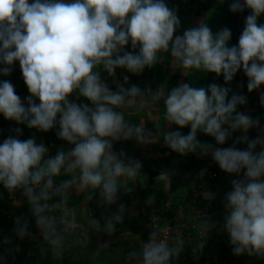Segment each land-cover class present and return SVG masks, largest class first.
<instances>
[{"label":"clouds","instance_id":"1","mask_svg":"<svg viewBox=\"0 0 264 264\" xmlns=\"http://www.w3.org/2000/svg\"><path fill=\"white\" fill-rule=\"evenodd\" d=\"M245 10L249 15L238 44L229 47L231 31L225 28L214 36L206 21L174 37L181 21L164 0H0V65H4L0 74L10 75L18 61L30 93L22 102L11 82H0V114L42 132L58 128L57 137L74 146L45 159L49 149L34 139H18L19 128L17 137L0 143V184L9 194L20 191L26 199L47 246L42 251L50 252L53 261L63 260L68 248L83 243L79 233L84 225L76 222L70 205L73 190L87 193V200L98 191V204L112 205L121 188L131 192L128 185L140 180L142 162L126 159L123 151L115 152L113 143L132 139L141 145L156 143L157 136L143 123L126 120L123 110L139 111L161 99L166 128L190 126L187 135L164 131V145L181 156L210 154L223 172L239 177L232 180V191L225 197L228 214L223 230L230 237L233 254L264 258V130L249 139L247 133L259 128V121L237 112L247 97L233 94L229 100L230 89L215 83L207 90L182 83L167 95L162 87L153 91L135 84L129 88L117 84L112 91L101 78V70L114 77L117 68L140 75L170 54L185 75L193 69L215 73L228 84L242 70L248 92L259 91L264 85V24L258 21L264 15V0H233L230 4L232 13ZM129 44L131 52L125 50ZM74 93L91 106L70 101ZM259 99L264 106V92ZM198 132L213 137L217 145L235 132L243 135L232 147L221 148L201 143ZM238 143L247 148L237 149ZM156 182L169 190L170 173L161 171ZM54 198L58 200L53 202ZM146 203L151 205L154 199ZM124 213L121 204L103 230L113 233ZM91 223L100 230L98 221L91 219ZM192 224L198 231L193 237L195 256L202 252L215 224L203 215ZM16 225L20 239L30 235L26 220L17 217ZM185 244L182 233L171 236L164 231L162 236L161 225L155 222L148 242L128 255L139 258V264H172Z\"/></svg>","mask_w":264,"mask_h":264},{"label":"crops","instance_id":"2","mask_svg":"<svg viewBox=\"0 0 264 264\" xmlns=\"http://www.w3.org/2000/svg\"><path fill=\"white\" fill-rule=\"evenodd\" d=\"M164 2L170 9L176 7L177 15L181 21L180 29L174 33V37L183 35L185 30L190 29L187 26L190 20H194L196 23L203 19L204 9L212 12V18H209L207 25L219 19L220 10L216 8L219 5V0H195L193 2L164 0ZM232 2L233 0H223L220 4L230 6ZM192 3L197 4L198 8L200 7V12L192 9L190 13H187L186 4L190 6ZM240 14L245 15L241 17L238 14L237 20L246 19L249 11L245 10L244 13ZM258 23L264 24V15H261ZM125 50L133 51L130 44L125 47ZM16 67H19V75H16V71L13 69ZM125 76L128 77L127 83L124 82ZM101 78L112 91L117 90V84H122L125 88L135 84L141 89L150 88L153 91L162 87L165 95H167L174 87L185 83L188 77L179 66L171 61L169 54L165 56L162 62L156 63L150 69L146 68L140 75H134L125 69L117 68L114 77H110L101 70ZM3 81L11 82L15 93L20 96L22 102L26 101L30 93L24 83L19 64L12 66L10 75L0 77V82ZM247 82V77L243 71H240L237 77L232 82L225 83L224 87L230 89L227 97L229 100L233 94L247 97L246 104L237 106V112L250 115L254 120L259 121V128L250 129L247 133L251 140L255 139L261 130H264V106L261 105L259 99L260 92H264V85L261 86L259 91L249 93ZM70 101L91 106L89 101L75 93L70 97ZM25 106H27L26 103ZM123 111L126 120H131L137 124L143 123L154 136H157L158 141L148 145H141L134 139L113 143L115 152L123 151L126 154V159L134 158L142 162L141 174L138 177L140 180L128 185L133 189L131 192H126L121 188L116 203L99 205L98 191L92 194L91 200H87V193L81 194L74 190L71 192L70 205L75 209L76 222L84 225L83 230L79 233L83 243L73 244L68 248L65 256L68 260L74 259L80 261L81 264H139V258H129L128 254L132 251H138L142 242H148L150 233L153 230V218L159 215L161 229L171 225L173 227L172 236L182 233L186 241L184 251L172 264H177V262L178 264H187L188 261L195 263V260L201 261L202 258L198 257L199 254L195 256L193 254V247L195 246L193 237L198 235V231L193 227L192 221L198 215L200 218H202V215L208 217L209 223L215 224V227L209 230L206 239H216L215 242L218 245L223 242L227 243L230 237L223 230L224 217L228 214L225 209V197L227 193L232 191V180L239 177L235 174H230L227 177L226 173L213 161L210 154L205 157L193 153L181 156L164 145V131H180L183 135H187L190 126L179 128L173 124L166 128V121L163 119V99L156 105L150 101L148 106L139 111L132 108ZM154 123H159L160 128L158 129ZM17 128L21 129V134L18 137L15 131ZM46 133L37 129H30L26 124H17L15 121L6 120L0 114V143H3L9 136L17 137L20 140L34 139L37 144L43 143L49 149L45 159L55 156L61 148L68 150L74 147L68 143H59L55 139H53L52 144L47 145ZM241 135H243L242 132L233 133L223 145H217L213 137L202 132L197 133V139L201 143H209L214 147L228 148L232 147L233 142ZM235 147L244 150L247 145L238 143ZM259 150L258 146L256 151ZM161 171H168L171 175L169 190L165 188L162 182H156V177ZM242 175L243 173H241ZM149 198L154 199V203L151 205L146 203ZM57 200L58 198H54L53 202ZM121 204L125 206L123 222L116 224L115 231L109 234L103 230L104 225L109 217L118 212ZM17 217H20L22 222L26 220L29 225L30 235L25 236L23 239H20L16 233L15 236H12L11 229H16ZM91 219L98 221L100 230L94 229L96 225L91 223ZM0 229H3V234L7 233L2 236V230L0 231V261L21 255L27 247L36 246L38 242L43 240L39 239V236H35L39 231L35 226L30 207L20 191L10 194L8 199H3L0 193ZM105 243L108 244L107 248L103 247ZM220 252L222 253V251ZM228 252L230 259L242 260L243 258L241 255H233L230 247ZM88 255L90 256L89 260L84 259ZM203 261L198 264H204Z\"/></svg>","mask_w":264,"mask_h":264},{"label":"trees","instance_id":"3","mask_svg":"<svg viewBox=\"0 0 264 264\" xmlns=\"http://www.w3.org/2000/svg\"><path fill=\"white\" fill-rule=\"evenodd\" d=\"M220 3H221V0H219V5L216 7L218 10H220L219 19L216 20V22H211L208 25V27L211 29L214 36L225 28L229 29L232 35H231V39L228 42V46L231 47L233 45L238 44L239 36L241 35L243 28H244L245 19L241 18V20H237V17L239 15L243 17L245 14L232 13L230 11L229 5H224ZM14 64H19V62L17 61ZM187 73H188L187 74L188 78L185 83H187L190 87L197 88V89L204 88L205 90L208 89L209 85L215 83L214 77L217 76L215 73L196 71L194 69L188 70ZM238 74L239 72L236 74L235 77H237ZM57 131H58V128H53L45 134L47 145L52 144L53 139H55V141L62 143V144L67 143L66 141H63L57 137L56 135ZM0 193L2 194L3 199H8L10 195L7 192V190L4 189L2 184H0ZM35 236H39V239H42V236L40 235L39 232L36 233ZM46 247L47 246L44 244L43 240H41L40 242L37 243L36 246L32 245L31 247H27L26 250L23 251L21 255H17L16 257L15 256L9 257L8 259L0 261V264H81L80 261H77L74 259L68 260L66 256L61 261H53L50 252L42 251V249H45ZM228 248L229 247L227 243L223 242L219 244V249L222 251L223 254L225 253V255H228L229 253ZM89 258L90 256L88 255L84 259L89 260ZM201 258L204 261L207 260L205 256H201ZM236 260L242 261V263L244 262L243 260H240V259H236ZM222 262L220 264H222ZM230 262H233L232 258L230 259L228 264H230Z\"/></svg>","mask_w":264,"mask_h":264},{"label":"rangeland","instance_id":"4","mask_svg":"<svg viewBox=\"0 0 264 264\" xmlns=\"http://www.w3.org/2000/svg\"><path fill=\"white\" fill-rule=\"evenodd\" d=\"M186 1L193 2L195 0H186ZM190 6H188V4H186V8L185 9L187 10V13H190L192 9H194V10L196 9V11L198 10L200 12V7L198 8L197 4L194 5L192 3ZM174 9L176 10V7ZM211 13L212 12L210 10L208 11V9H204V14L202 15L203 19L199 20L196 23H195L194 20H190L189 19L190 21L188 20L189 23H188L187 26L191 28V27H196L199 24V22H201V21L208 22V20H210L209 18L210 17L212 18V14ZM213 18H215V16H213ZM3 67H4V65H0V69H2ZM13 69L16 71V75H19V67H16V68H13ZM3 76L4 75L0 74V77H3ZM219 86L224 87L225 86L224 82L222 81V83H220ZM1 230H2V234H1L2 236L7 234L6 232H5V234H3V229H0V231ZM5 231H7V230H5ZM11 232H12V236H15V229L12 228ZM215 241H216V239H205L204 248H203V250L201 252V255L199 254L198 257L199 258H201V256H205L206 257L207 260L203 261L204 264H220L222 261H223L222 264H228V262L230 261L229 255L222 254L220 252L221 250L219 249L218 243L215 242ZM227 241H228L227 242L228 246L231 248L232 254H233V246L230 243V239L227 240ZM233 255H235V254H233ZM241 256L243 257L242 260L245 261L246 263L245 262L242 263V261L236 260L234 258L233 262H230V264H264V258H259L257 256H249L246 253L245 254H241ZM232 257H234V256H232ZM228 258H229V260H228ZM201 261L200 260H195V263L194 262L191 263L190 261H188L187 264H198ZM173 262L174 261H172V263ZM177 264H178V262H177Z\"/></svg>","mask_w":264,"mask_h":264},{"label":"built area","instance_id":"5","mask_svg":"<svg viewBox=\"0 0 264 264\" xmlns=\"http://www.w3.org/2000/svg\"><path fill=\"white\" fill-rule=\"evenodd\" d=\"M222 81H224V79H223V76H215L214 77V82H215V84H217V85H219L220 83H222ZM226 175H227V177H229L230 176V174H227L226 173ZM213 176V175H212ZM215 176V175H214ZM213 176V177H214ZM216 177V176H215ZM159 220H160V217H159V215H157V216H155L154 218H153V223H155V222H158L159 223ZM164 231H168V232H170V235L172 236V234H173V227L171 226V225H169V226H167V227H165V228H163V229H161V235L163 236V234H164Z\"/></svg>","mask_w":264,"mask_h":264}]
</instances>
